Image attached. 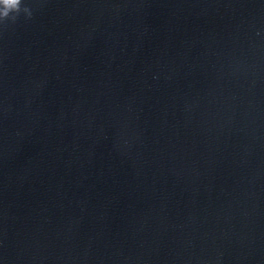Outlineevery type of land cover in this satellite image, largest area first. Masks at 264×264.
Here are the masks:
<instances>
[{"label":"water","instance_id":"obj_1","mask_svg":"<svg viewBox=\"0 0 264 264\" xmlns=\"http://www.w3.org/2000/svg\"><path fill=\"white\" fill-rule=\"evenodd\" d=\"M18 7L0 264H264V0Z\"/></svg>","mask_w":264,"mask_h":264},{"label":"clouds","instance_id":"obj_2","mask_svg":"<svg viewBox=\"0 0 264 264\" xmlns=\"http://www.w3.org/2000/svg\"><path fill=\"white\" fill-rule=\"evenodd\" d=\"M22 0H0V18L2 17H9L10 13H17L20 10L18 5H21ZM23 11L26 14H29L28 8H24ZM15 18L14 16L12 17Z\"/></svg>","mask_w":264,"mask_h":264}]
</instances>
